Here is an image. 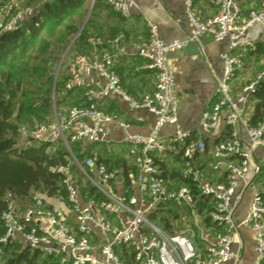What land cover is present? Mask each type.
Returning a JSON list of instances; mask_svg holds the SVG:
<instances>
[{
    "label": "built area",
    "instance_id": "obj_1",
    "mask_svg": "<svg viewBox=\"0 0 264 264\" xmlns=\"http://www.w3.org/2000/svg\"><path fill=\"white\" fill-rule=\"evenodd\" d=\"M105 1L124 18L135 8L134 0ZM244 1L215 0L216 12L202 19L193 9L194 0H182L189 23L186 39L164 41L156 24L147 21V38L134 46L137 55L145 60V67L153 71L154 80L152 90L139 97L121 87L114 69L115 55L125 51L120 35L86 39L90 52H77L69 58L64 82L66 89L81 88L85 103L71 105L61 112L53 110L50 122L22 129L19 138L61 143L67 152L68 164L82 174L100 199L98 202L83 199L68 164L51 167L64 175L61 180L66 192L64 201L58 197L48 200L33 192L21 207L13 194L6 192L5 207L0 211V264H7L4 249L15 244L37 250L42 256H52L55 264H222L227 261L238 264L241 241L237 240L235 249L232 244L239 224L253 232V264H263L264 199L257 188L239 224L233 215L241 190L253 185L260 172V163L254 161L253 151L257 147L264 149V114L254 125H249L243 115L249 94L260 76L242 86L234 96L229 86L243 64L236 50L253 49L258 34L264 40V0L259 7H249L246 13L241 8ZM12 5H16V0L0 7V33L14 30L34 12L27 5L10 14L4 13V8ZM204 33L216 41H225L226 45L220 54L222 75L216 82L214 99L201 113L199 126L213 130L224 119L228 127L227 135L213 143L206 162L198 161L204 155V142L194 138L177 120L178 102L168 65L170 52L184 48L189 41L196 42ZM110 95L120 97L128 108H144L154 114L148 132L131 131L128 120L117 113L103 111L97 99ZM112 122L122 129L121 142L136 148L128 186L116 170L97 164L96 156L81 160L71 149L73 142L79 143L82 151L87 146L109 142L107 124ZM167 125L171 126L168 146L161 137ZM239 128H243L246 141ZM170 149L181 151V176L188 178L191 185L173 187L171 180L161 175L155 156H163ZM221 172L222 179L212 176ZM193 189L212 200L208 216L218 227L215 231L200 222L192 207ZM166 201L190 208L200 245L194 241L193 229L169 233L149 218V213Z\"/></svg>",
    "mask_w": 264,
    "mask_h": 264
},
{
    "label": "trees",
    "instance_id": "obj_2",
    "mask_svg": "<svg viewBox=\"0 0 264 264\" xmlns=\"http://www.w3.org/2000/svg\"><path fill=\"white\" fill-rule=\"evenodd\" d=\"M8 1L0 0V7ZM24 1L25 5L22 6L34 4L37 0ZM89 5L91 10L88 12ZM15 7L17 6L6 7L8 9L6 14L12 13ZM104 8H108L114 18H124L112 10L105 0H44L14 30L0 33V211L5 207L6 192H11L21 207L26 205L28 197L33 192L44 195L48 200L55 197L65 200V187L61 182L64 175L51 169L59 164L64 166L68 164L67 152L63 145L59 142L46 144L22 140L19 138V133L24 128L50 122L53 118V110L61 112L71 105L85 103L82 89H66L64 84L66 75L60 71L55 75V67L59 53L78 32L87 12V20L70 48L89 53L90 45L86 41L89 36L105 37L118 32L117 29L105 30L103 23L95 18L96 13ZM254 44L253 49L236 50L241 56L243 66L251 57L264 58V40L258 39ZM114 69L119 76L121 87L130 93L123 86L116 66ZM246 103L252 105L251 112L246 116L247 123L254 125L264 114V76L257 80ZM227 128L226 126L225 135L228 133ZM70 145L78 159L96 156L97 164H107L102 155L98 151H92L90 146L82 151L79 143L73 142ZM169 153L182 165L179 149H171ZM204 155H210L205 143ZM164 159V156H155L161 175L171 180V186L191 185L188 178L181 176L180 168L168 166ZM106 167L111 168L108 165ZM201 167H204V164ZM68 170L79 184L83 199L98 202L100 195L82 174L72 164H68ZM130 171L127 168L123 170V183L127 186ZM257 179H261V185H264L262 163L255 181ZM258 190L264 199V187L261 186ZM193 195L192 207L198 213L200 222L209 227L210 231H215L218 227L208 216L212 208V200L207 196L199 195L195 189ZM178 209L173 202L166 201L158 204L149 213V218L169 233L193 229L194 241L200 245L193 223L184 224L190 214V208L184 206V209ZM4 250L7 264H55L56 261L52 256L45 254L42 256L37 250L19 247L17 244L9 245Z\"/></svg>",
    "mask_w": 264,
    "mask_h": 264
},
{
    "label": "crops",
    "instance_id": "obj_3",
    "mask_svg": "<svg viewBox=\"0 0 264 264\" xmlns=\"http://www.w3.org/2000/svg\"><path fill=\"white\" fill-rule=\"evenodd\" d=\"M134 2L135 8L128 18H114L110 15L108 8L99 10L95 18L103 23L105 30L108 28L118 30L116 34L120 35L125 51L115 55L114 66L120 73L123 86L130 91V94L139 97L142 93L152 90L154 80L153 71L145 67V60L137 55L134 46L147 38V21L156 24L158 34L164 41L187 37L189 23L182 0H134ZM261 4L262 0H245L241 8L243 13H246L249 7H259ZM193 9L203 19L216 12L215 0H194ZM257 36L259 39V34ZM195 43L199 50L197 53H192L187 44L184 48L168 54V65L173 74L174 93L178 102L177 120L183 128L192 132L194 138L201 139L210 151L215 140L225 135L226 124L224 119H221L216 129L204 130L200 128L199 120L203 109L214 99L215 85L222 75L220 54L224 50L226 42L216 41L210 34L204 33ZM230 92L234 96L239 91H235L231 87ZM97 104L103 111L117 113L121 118L128 120L131 131L147 133L155 118L154 114L144 108H128L126 103L115 95L98 98ZM107 131L109 142L93 144L90 148L94 152L98 151L107 161L106 165L122 176L124 168L130 171L136 148L121 142L122 129L115 123L107 124ZM170 132L171 126L168 125L161 131V137L167 146L170 145ZM239 132L243 141H246L243 128H239ZM163 156L168 166L176 161L169 150ZM208 158V155H203L198 158V161L206 162ZM253 159L259 163L264 161L262 147L255 148ZM212 176L222 179L223 172L212 173ZM246 189L241 190L242 196H239L240 201L233 212L234 219L238 224L247 213L252 193L256 188L249 192L246 203L242 204ZM239 190L240 187L237 189V194ZM60 205L62 204L60 203ZM233 239L234 249L237 247V240L241 241V256L238 264H253L255 251L251 229L239 224L233 234ZM222 264H232V262L227 261Z\"/></svg>",
    "mask_w": 264,
    "mask_h": 264
},
{
    "label": "rangeland",
    "instance_id": "obj_4",
    "mask_svg": "<svg viewBox=\"0 0 264 264\" xmlns=\"http://www.w3.org/2000/svg\"><path fill=\"white\" fill-rule=\"evenodd\" d=\"M44 0H37L34 2V4L32 3L31 6L34 10H36L37 6ZM25 5V1L24 0H16V5L17 7H15V10L18 8H22ZM5 11L4 13H8V9L4 8ZM91 10V6L89 5L88 7V12ZM88 12L86 14V16L83 18V22L82 25L86 22L87 20V16H88ZM11 13V12H10ZM9 13V14H10ZM82 25L80 26L78 32L80 31ZM77 32V33H78ZM77 33L71 38V40L69 41V43L67 44V46H65V48L61 51V53H59V57H58V61L56 63V67H55V73L57 74L58 71L60 72H64L66 71V64L69 60V58L77 53V52H82L79 50H75V48H70L72 42L74 41L75 37L77 36ZM246 65H242L239 67V69L236 71V74L234 75L233 80L229 83L230 88L233 87V89L235 91H240V89L242 88V86H244L245 84H248L249 82H252L254 80H257L258 76L263 77L264 76V58L259 57V58H254L251 57L248 61ZM232 84V86H231ZM252 109V105L250 103H246L245 104V109L243 112L244 116H248V114L251 112ZM262 164H264V161L261 162ZM172 165L175 167L180 168L179 170H181L182 165L179 164L178 161H173ZM75 177H77V174L74 173ZM262 180L261 179H257L253 185H251L250 187H248L245 191L244 194V198L242 200V204L246 203V198H248L249 196V192L252 191L253 188H258L260 189L261 186L264 187V185H261ZM178 210L184 209V206L182 207H178ZM200 220V219H199ZM194 223L193 220V215H188L184 221V224H191ZM190 225H188L189 227Z\"/></svg>",
    "mask_w": 264,
    "mask_h": 264
},
{
    "label": "water",
    "instance_id": "obj_5",
    "mask_svg": "<svg viewBox=\"0 0 264 264\" xmlns=\"http://www.w3.org/2000/svg\"><path fill=\"white\" fill-rule=\"evenodd\" d=\"M184 39H186V37ZM188 46H189V50L192 53H197L199 51L198 47H197V45H196V43L194 41H189L188 42ZM55 75H56V73H55Z\"/></svg>",
    "mask_w": 264,
    "mask_h": 264
}]
</instances>
